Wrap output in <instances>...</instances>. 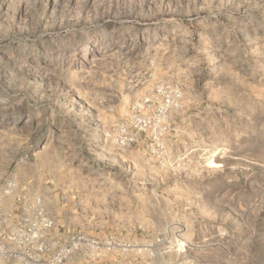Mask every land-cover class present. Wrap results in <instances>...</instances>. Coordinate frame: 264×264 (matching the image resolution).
Wrapping results in <instances>:
<instances>
[{
	"label": "rangeland",
	"instance_id": "1",
	"mask_svg": "<svg viewBox=\"0 0 264 264\" xmlns=\"http://www.w3.org/2000/svg\"><path fill=\"white\" fill-rule=\"evenodd\" d=\"M15 231L102 244L63 264H264V0H0Z\"/></svg>",
	"mask_w": 264,
	"mask_h": 264
},
{
	"label": "built area",
	"instance_id": "2",
	"mask_svg": "<svg viewBox=\"0 0 264 264\" xmlns=\"http://www.w3.org/2000/svg\"><path fill=\"white\" fill-rule=\"evenodd\" d=\"M3 192V191H2ZM6 191H4L5 193ZM38 205H41L39 199H37ZM41 216V222L47 225L48 220L45 214L42 215V212H38ZM30 234L21 233V231H15L7 235V239L10 240L13 244L9 247L6 244H3L0 240V255L3 256H14L16 260H22V264H63L66 257L69 253L76 251V254L86 253V252H95L101 249L102 244L96 239L87 236L85 233L76 232L68 238V240L61 245L56 252L49 255V251L52 247L47 246L45 243H33L30 239ZM105 245H110V239H106ZM28 247L27 251H24V248ZM31 250V252H30ZM19 255L22 257L20 258ZM46 257L45 261L42 259Z\"/></svg>",
	"mask_w": 264,
	"mask_h": 264
},
{
	"label": "crops",
	"instance_id": "3",
	"mask_svg": "<svg viewBox=\"0 0 264 264\" xmlns=\"http://www.w3.org/2000/svg\"><path fill=\"white\" fill-rule=\"evenodd\" d=\"M84 262H82V264H83ZM76 264H79V263H76Z\"/></svg>",
	"mask_w": 264,
	"mask_h": 264
},
{
	"label": "bare ground",
	"instance_id": "4",
	"mask_svg": "<svg viewBox=\"0 0 264 264\" xmlns=\"http://www.w3.org/2000/svg\"><path fill=\"white\" fill-rule=\"evenodd\" d=\"M42 147H44V146H42ZM181 246V245H180Z\"/></svg>",
	"mask_w": 264,
	"mask_h": 264
}]
</instances>
